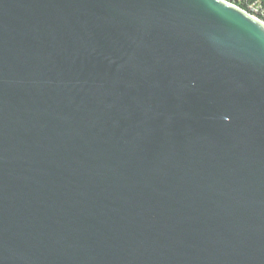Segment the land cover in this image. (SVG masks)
<instances>
[{
    "label": "water",
    "instance_id": "1",
    "mask_svg": "<svg viewBox=\"0 0 264 264\" xmlns=\"http://www.w3.org/2000/svg\"><path fill=\"white\" fill-rule=\"evenodd\" d=\"M0 264H264V26L0 0Z\"/></svg>",
    "mask_w": 264,
    "mask_h": 264
},
{
    "label": "built area",
    "instance_id": "2",
    "mask_svg": "<svg viewBox=\"0 0 264 264\" xmlns=\"http://www.w3.org/2000/svg\"><path fill=\"white\" fill-rule=\"evenodd\" d=\"M234 7L264 26V0H219Z\"/></svg>",
    "mask_w": 264,
    "mask_h": 264
}]
</instances>
